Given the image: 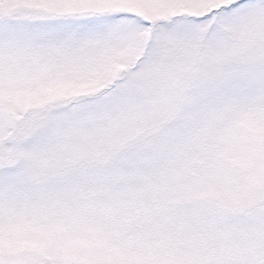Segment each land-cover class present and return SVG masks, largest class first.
<instances>
[{"label":"snow or ice","instance_id":"1","mask_svg":"<svg viewBox=\"0 0 264 264\" xmlns=\"http://www.w3.org/2000/svg\"><path fill=\"white\" fill-rule=\"evenodd\" d=\"M0 264H264V0H0Z\"/></svg>","mask_w":264,"mask_h":264}]
</instances>
